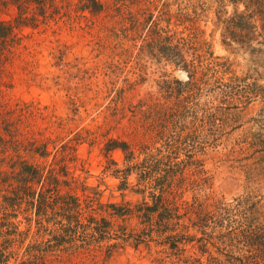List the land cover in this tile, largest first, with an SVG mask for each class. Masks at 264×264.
I'll return each instance as SVG.
<instances>
[{"label":"rangeland","instance_id":"374dc122","mask_svg":"<svg viewBox=\"0 0 264 264\" xmlns=\"http://www.w3.org/2000/svg\"><path fill=\"white\" fill-rule=\"evenodd\" d=\"M88 1L90 8H99ZM95 1L104 5L103 12L84 9L82 0L0 1V27L4 34L7 31L9 44L0 50V140H5V156H15L13 149L22 148L21 142L37 140L38 146L49 142L50 165L54 141L67 142L74 149L66 150L72 156L70 170L80 182L73 191L90 205L82 222L106 216L115 229L124 227L127 233L143 236L139 245L133 241L109 255L107 247L115 243L114 237L86 246L87 235L93 232L85 233V242L77 237L59 250L50 248L48 260L242 264L238 259L249 255L243 251L249 235L253 234L252 241H264V101L253 102L243 113L242 127L218 147L196 153L190 137L181 150L165 148L157 135L146 130V113L150 108L153 113L154 108L166 112L174 107L175 121L190 124L198 108L210 107L211 86L201 85L200 91L190 88L195 95L178 96L170 89L181 88L175 81L186 83L188 78L176 59L151 53L142 39L116 36L119 22L138 7L130 5L133 0ZM154 1L158 14L164 2L173 0ZM120 7L122 13L117 11ZM244 8L241 5L239 11ZM224 11L229 15L233 6ZM218 22L213 10L192 24L196 29L192 34H186L200 36L201 54L209 58L208 52L212 53L219 62L227 61L236 76L253 75L264 86V47L251 54L237 44L227 46ZM171 122L179 134L182 127ZM116 142L128 144V149L115 147ZM168 170L171 176L165 173ZM169 211L161 222L160 215ZM122 212L129 215L122 217ZM79 233L84 237L83 229ZM183 234L190 241L163 244L166 236ZM71 245L75 247L66 250Z\"/></svg>","mask_w":264,"mask_h":264},{"label":"trees","instance_id":"16d2710c","mask_svg":"<svg viewBox=\"0 0 264 264\" xmlns=\"http://www.w3.org/2000/svg\"><path fill=\"white\" fill-rule=\"evenodd\" d=\"M85 1L82 0L84 9L97 14L104 11L101 3L93 0L99 7L94 10L85 4L89 1ZM117 2L121 4L123 0ZM142 3L148 4L147 7ZM130 5L138 7L135 12L130 13L128 19L123 17L124 20L119 22L120 32L116 36L132 40L142 39L147 44L145 49L151 53L157 51L168 61L176 59V66L187 74L186 83L175 81L179 86L183 85L181 88L168 87L167 92L171 94L170 90H174L179 96L183 92H193L190 88L200 91L201 85L211 86L210 107L198 108L190 124L175 121L178 116L174 113L178 112L174 107L165 108L169 114L164 109L156 111L153 107V113L151 108V112L146 113V130L157 135L158 141L168 149H183L182 146H187L190 137L193 142L191 147L196 153L218 147L229 133L242 127L240 121L249 106L258 99L264 101V86L260 84V78L253 75L248 78L236 76L235 72L229 70L227 61L219 62L212 53L208 52L209 58L206 53L201 54L203 47L200 36L186 33L191 31L192 34L196 30L192 24L204 17L208 18V14H212L214 10L220 22L218 24L223 25L224 42L227 46L237 44L251 54L259 53L256 48L264 47V0H173L164 2L158 14L155 13L157 7L154 0H133ZM241 5L245 6L243 11H239ZM229 6H233V11L228 15L224 10ZM117 11L123 12L121 7ZM4 29L0 27V50L7 49L9 45L7 31L6 34L1 31ZM206 61L208 63L203 68L201 64ZM251 79L252 83L249 82ZM165 84L172 83L166 81ZM197 105L200 106L198 102ZM198 114H201L200 117ZM179 115L183 116L182 113ZM171 121L182 127L179 134L175 135L174 127L169 126ZM189 131L191 133L184 139L183 134ZM21 143L22 148L14 147L16 155L9 157L5 156L6 151L2 148L5 140H0V264H9L12 260L15 264H65L64 260H48L49 249L57 247L59 250L64 244H73L77 237L85 242V233L89 232L93 233L87 235L89 240L86 246L114 237L112 239L115 243L107 247L109 255L125 245H133V241H140L142 235L127 233L128 229L125 230L124 227L115 229L106 216L92 217L89 224L82 222V216L90 205L86 206L82 196L73 191L79 189L80 182L72 176L70 170L72 156L69 157L66 150L74 149H69L67 142L62 144L58 140L54 141L56 152L50 165L48 158L52 152L49 151V142L39 146L37 140ZM116 145L117 148L128 149L126 143L116 142ZM38 158L43 163L36 162ZM165 173L171 176V171ZM149 176L152 177L151 174ZM94 210L96 209L91 212ZM155 210L157 209L150 211L154 214ZM166 214H170V211L160 215L161 222L169 216ZM128 215L129 212L121 214L122 217ZM195 227H198V222ZM80 229H83L84 237L81 233L78 234ZM186 236H166L163 244L170 242L174 246L178 240L190 241ZM252 237L253 234L249 235L246 242L248 248L243 250L244 254L249 253L248 257L244 255L238 259L242 264H253L250 260L255 261L254 264H261L264 257V241H252ZM53 241L58 244L47 246ZM74 247L71 245L66 250Z\"/></svg>","mask_w":264,"mask_h":264}]
</instances>
